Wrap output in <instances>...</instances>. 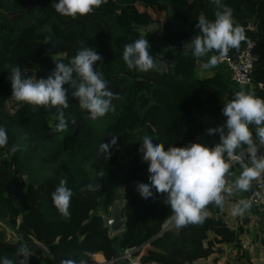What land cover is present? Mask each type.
<instances>
[{"label": "trees", "instance_id": "16d2710c", "mask_svg": "<svg viewBox=\"0 0 264 264\" xmlns=\"http://www.w3.org/2000/svg\"><path fill=\"white\" fill-rule=\"evenodd\" d=\"M57 2L0 0V127L8 135L7 147L0 148V264L4 257L15 260L24 243L32 254L28 264L69 259L88 263L97 253L116 264L124 251L131 252L125 262L132 264L144 245L151 249L138 257L139 264H218L228 246L238 255L246 216H235L238 222L232 229L226 212L211 204L202 224L175 225L161 232L173 217L164 195L153 188V196L145 199L136 190L138 183H149L148 163L139 151L145 135L153 143H163L165 150L193 142L211 147L219 140L218 133L209 136L207 129L224 123L223 106L238 89L217 70L204 69L202 63L208 59L183 49L199 34L201 14L215 19L218 9L212 0H106L91 14L75 19L57 13ZM222 2L232 8L236 23L253 43V91L264 99V0ZM152 24L159 28L149 30ZM141 37L149 41L154 59L165 61L161 71L129 70L123 62L124 46ZM84 46L102 57L95 68L103 73L108 89L118 94L112 102L115 110L93 120L65 85L68 127L54 131V108L12 97L11 67L17 65L24 78L46 79L55 62L69 63ZM236 50L226 56L234 58ZM212 55L218 53L208 54ZM250 127L256 139V128ZM113 136L116 143L107 160L98 150ZM12 147L18 149L14 154ZM258 155H264V148ZM36 159L54 166L53 178L35 175ZM234 169L241 171L238 164ZM60 180L74 193L68 217L51 199ZM96 182L99 191L85 190ZM114 206L124 223L110 236L103 220L110 218Z\"/></svg>", "mask_w": 264, "mask_h": 264}, {"label": "clouds", "instance_id": "9594fccd", "mask_svg": "<svg viewBox=\"0 0 264 264\" xmlns=\"http://www.w3.org/2000/svg\"><path fill=\"white\" fill-rule=\"evenodd\" d=\"M106 0H58L53 4L55 11L63 16L75 19L78 15L91 14ZM218 9L215 19L209 20L203 14L198 18L196 28L199 34L192 37L183 49L191 50L196 58L212 55L202 63L204 69L217 66L219 58L226 56L231 49L238 48L246 39L242 26L236 23L233 10L222 0H212ZM51 38L45 37V43ZM54 46V45H53ZM150 44L146 37H141L124 46L122 59L129 70L140 72L161 71L164 60L157 61L150 54ZM102 57L94 50L84 46L77 51L69 63L55 62L54 71L46 78L39 80L24 78L20 68L15 65L10 70L12 97L18 102L37 107L54 108V119L58 121L54 131L64 132L68 122L64 109L69 107L68 88L71 96L78 101L79 107L86 110L95 120L114 111L113 100L118 94L108 89V82L103 73L95 68ZM75 74V75H74ZM225 121L216 128H208L207 135L219 134L214 146L204 143H189L183 147L153 143V138L145 135L139 151L142 160L148 163L149 183H138L136 190L145 199L156 193L164 195V203L171 208L177 228L190 224H202L208 216V206L224 208L226 195L246 192L254 180L264 175V155H258L264 148V99L255 95L253 90L241 88L234 97L224 104L222 109ZM75 124V120L72 121ZM256 128V139L251 127ZM116 136L109 143H101L98 155L111 156L110 148L115 145ZM7 131L0 127V148L7 147ZM18 149L12 147L14 154ZM233 164H238L241 171L238 175L231 171ZM103 173L97 174L102 177ZM229 177H235L230 180ZM65 180L51 194L52 202L58 212L68 217L73 191L66 186ZM99 183L85 186L87 191H99ZM251 207L248 199L240 198L231 206L235 216L244 215ZM31 251L26 243L21 244L16 252V259L4 257L2 264H28ZM61 264H74L69 259Z\"/></svg>", "mask_w": 264, "mask_h": 264}, {"label": "crops", "instance_id": "0c3cea01", "mask_svg": "<svg viewBox=\"0 0 264 264\" xmlns=\"http://www.w3.org/2000/svg\"><path fill=\"white\" fill-rule=\"evenodd\" d=\"M221 68H223V70ZM213 69L217 70V72H226L225 68L222 66H215ZM224 79H226L225 76ZM237 89L239 91L241 88ZM232 172L238 175L240 171L234 169ZM234 178L235 177H229L230 180ZM247 192L248 191L237 192L234 195L227 196L226 199H228V201H226L224 208L221 209L226 212L228 219L232 221V229L236 228V223L238 221L235 222V217L231 213V206L238 199L245 198ZM242 216H246L247 225L245 229H242L244 230L242 235L239 236L240 248L238 249V255L231 249V246H228L227 255L223 257L218 264H264V212L250 207ZM242 216L238 217L241 219L243 218ZM240 219L237 218L239 221ZM150 249L151 247L149 245H144L138 257L144 255L145 252ZM138 257L133 260L132 264H139ZM104 262L102 255L97 253L90 258L88 264H103ZM115 262L116 264H126L125 260L121 259V257L116 259Z\"/></svg>", "mask_w": 264, "mask_h": 264}, {"label": "built area", "instance_id": "2783aa9c", "mask_svg": "<svg viewBox=\"0 0 264 264\" xmlns=\"http://www.w3.org/2000/svg\"><path fill=\"white\" fill-rule=\"evenodd\" d=\"M252 48L253 43L250 40L245 39L242 41L241 47L237 48L234 58L228 56H222L219 58L217 66L225 68L228 74V80L235 88H246L247 90H253L254 88L251 75L255 57L252 55ZM208 57L209 56L206 55L205 58L200 59H209ZM245 199H248L251 202V208L264 212V175L252 182ZM111 235L113 234L110 233V236ZM130 254V251H124L121 255V259L129 260Z\"/></svg>", "mask_w": 264, "mask_h": 264}, {"label": "water", "instance_id": "95a60500", "mask_svg": "<svg viewBox=\"0 0 264 264\" xmlns=\"http://www.w3.org/2000/svg\"><path fill=\"white\" fill-rule=\"evenodd\" d=\"M158 28H159L158 24H152L149 27V30L155 31ZM103 223H104V226L109 230V232L111 234H117V233L120 232V230H121L124 222L119 217V213H118L117 206H114L112 208L110 218L109 219H104L103 220ZM168 227L169 226L163 227V229L161 230V232H163L164 230H166ZM116 259H119V257H117ZM103 264H109V263L108 262H104Z\"/></svg>", "mask_w": 264, "mask_h": 264}, {"label": "rangeland", "instance_id": "374dc122", "mask_svg": "<svg viewBox=\"0 0 264 264\" xmlns=\"http://www.w3.org/2000/svg\"><path fill=\"white\" fill-rule=\"evenodd\" d=\"M205 57H202V58H205ZM221 69L223 70V68ZM220 73L222 75L224 74L223 77L225 76L226 79L228 78V74H226V72H220ZM162 82L166 84V81L162 80ZM243 89L247 90L246 88H243ZM53 169H54V166H45L41 162H39L37 159L35 160V169H34L35 175L53 178ZM173 220H174V217H172L169 221H167L164 227L169 226L167 229H170V230L173 229L175 226V222Z\"/></svg>", "mask_w": 264, "mask_h": 264}]
</instances>
